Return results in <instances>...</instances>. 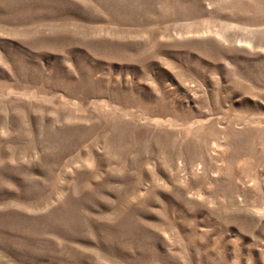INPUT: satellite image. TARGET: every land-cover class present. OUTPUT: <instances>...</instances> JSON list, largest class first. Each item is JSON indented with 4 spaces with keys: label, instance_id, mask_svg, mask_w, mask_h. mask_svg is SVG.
<instances>
[{
    "label": "rangeland",
    "instance_id": "rangeland-1",
    "mask_svg": "<svg viewBox=\"0 0 264 264\" xmlns=\"http://www.w3.org/2000/svg\"><path fill=\"white\" fill-rule=\"evenodd\" d=\"M0 264H264V0H0Z\"/></svg>",
    "mask_w": 264,
    "mask_h": 264
}]
</instances>
